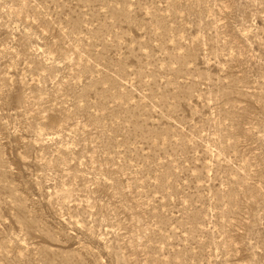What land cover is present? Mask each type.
<instances>
[{
  "label": "rangeland",
  "instance_id": "obj_1",
  "mask_svg": "<svg viewBox=\"0 0 264 264\" xmlns=\"http://www.w3.org/2000/svg\"><path fill=\"white\" fill-rule=\"evenodd\" d=\"M0 264H264V0H0Z\"/></svg>",
  "mask_w": 264,
  "mask_h": 264
}]
</instances>
